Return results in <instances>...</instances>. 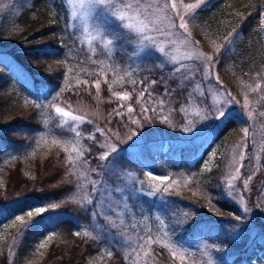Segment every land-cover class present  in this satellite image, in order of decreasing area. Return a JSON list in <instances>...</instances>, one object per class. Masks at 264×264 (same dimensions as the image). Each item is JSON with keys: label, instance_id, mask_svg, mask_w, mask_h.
<instances>
[{"label": "trees", "instance_id": "16d2710c", "mask_svg": "<svg viewBox=\"0 0 264 264\" xmlns=\"http://www.w3.org/2000/svg\"><path fill=\"white\" fill-rule=\"evenodd\" d=\"M262 12L264 0H208L196 9L195 20L187 17L192 35L205 50L214 52L219 46L217 71L222 83L233 91L249 82H264L261 78L264 77V26L259 23ZM77 32L78 29L72 26L66 0L0 2V201L16 200L12 206L0 209V224L15 212L34 205H61L54 211L27 219L10 236L0 239V264H89L90 260L92 264H132L133 257L125 261L121 248L114 249L113 257L109 258L104 251L103 238L95 242L83 236L90 219L85 207L74 203L70 197L76 181L73 175H68L70 166L66 164L63 147L41 139L46 129L45 115L43 106L38 109L35 104L63 92L68 69L76 63L75 56L82 54V48L77 44ZM230 33L233 38L238 34L239 38L235 39L229 52L226 37ZM114 56L116 62L125 61L124 53ZM147 65L145 67L152 70H141V80L165 74L154 70L152 64ZM177 83L170 80L169 87L177 88ZM156 88L162 90L161 84ZM73 89V92L64 90L62 93L68 102L93 103L89 94ZM186 92L187 88H177L169 100L176 105L174 108L178 109ZM110 102L106 103L109 105ZM179 114L177 110L174 116ZM234 126L237 127V123L230 118L226 127ZM155 144L121 152L115 166L138 172L140 176L145 175L147 169L157 174L167 173L159 161L168 153ZM199 146H194L191 152L179 148L180 157L191 156L190 160L181 163V167L199 166L208 149L204 147V153L198 155ZM9 151L17 155L9 158ZM219 165L201 171L194 187L196 194L191 193L190 199L181 203H193L194 207L180 239L204 234L220 252L228 250L221 256L223 264L264 263L263 235L249 241L244 229L242 235L232 238L237 235L239 222L232 216L234 205L217 197L219 191L215 185L222 174ZM170 167L175 169L176 165ZM207 195L214 196L215 203L227 212L228 219L212 217L215 212L209 210L212 207L202 198L208 199ZM143 200L151 211L152 203L145 196ZM77 230L81 231L79 237L74 235ZM15 235L17 240L10 251L8 242ZM47 235H53V239L40 248L42 238Z\"/></svg>", "mask_w": 264, "mask_h": 264}, {"label": "rangeland", "instance_id": "374dc122", "mask_svg": "<svg viewBox=\"0 0 264 264\" xmlns=\"http://www.w3.org/2000/svg\"><path fill=\"white\" fill-rule=\"evenodd\" d=\"M207 1L208 0H205V3ZM183 2L185 4L196 3L197 0H183ZM67 5L70 11L72 26L78 29L77 44L82 48V54L80 57L79 55H76V63L69 67L72 71L68 72L65 76L62 88L63 92L51 95L46 100H42L41 105L43 106L46 122V129L44 133L41 134L42 138L50 143L52 139H74L68 131L72 123L71 121H69V124H66L61 128L64 118L59 117L55 113L53 107L54 104H59V106L64 107L66 111H71L73 114L81 115L85 118V122L80 124V130L85 134L90 130H93L94 126L105 129V131L112 129L114 132H118L119 139H116L113 136L110 142L116 144L120 153L127 150H138L146 144L152 145L153 143H156V146L159 145L163 152L168 153V156L160 158L159 161L162 167L166 169L165 171L167 173L157 174L151 169H147V171H145L146 174L140 176L138 172H133L125 167H120L118 169V167L115 166L110 170L109 161H111L112 156H109V161H98L95 157L99 152L105 151V149H101L99 145L95 144L93 141L82 138V144L91 147V153L85 154L83 158L88 160L89 164L87 168H79L78 166V169L73 175L76 181L74 193L71 194L70 197L76 201H80L83 196L90 195L89 180L95 178L90 169L98 168V165L100 164L105 166L99 169V171L102 174V178L105 180L109 192L104 198L105 206L101 211L115 222L116 228H109L105 225L104 232L106 234L103 236L105 241L103 246L107 247L112 245L114 249L121 248V252L132 259L131 254L133 253V250L138 248L141 237L151 235L162 243L170 241L184 249L186 258L183 264H207L209 257L205 252L214 258L216 264H223L221 256L227 254L228 250L226 249L220 252V250L217 249V246L208 240L204 234H198L189 239H180L182 238L180 235L186 229L185 222L191 211L193 212L194 207L193 203L187 205H181V203L185 202L186 199L189 200L190 198L188 196L191 193L196 194L194 187L203 170H211L218 164H220L219 166L222 169V174L219 182L217 181L215 185L219 191L217 197L225 198L234 205L235 209L232 212L233 219L237 215H245L242 211V205L239 203L241 194H243L245 204L250 209L249 214H247L248 219L239 222V228L237 229L238 235H242L244 233L243 230L245 229L249 235V241L259 234L264 236V117L258 115L260 110H264V101L257 103L259 95L264 94V82L257 80L254 84H251L255 87V85L259 83L261 85V93H255L246 88L245 85H248L250 82L244 84L236 91H233L230 86L227 88L224 83H222V78L217 71V56L219 52H217V50L214 52L205 50L200 42L194 38L189 26V31L191 32L189 44L184 45L178 41L173 52L178 59L183 57L185 51L204 52L214 57V61H217V63L213 75H218L220 81L218 83L215 79H211L202 82L205 87V96L207 97L204 100L202 108L211 112L214 106L226 107V110L230 111V118L236 121L237 127L234 126V128L232 127L231 129L226 127L229 120L221 124L215 118L201 119L200 117H197L195 115L196 105L188 106L187 111L181 113L179 108L185 104V99L180 102L177 109V107L174 108L176 105L171 104L166 98L167 102L165 108L161 111L157 106V113L155 114L149 111L145 115L149 116L151 121H145L139 116L140 104L137 103L138 93L143 88L147 87L146 82L144 84L139 83L141 80L139 77L140 71H145V69H147L146 72L149 71L145 66H148L147 64H152L154 67L155 64L159 63L158 57L152 55L151 57H146L143 60L138 61L139 67L137 68V65L132 63L127 53H124L126 56L125 61L122 63L116 62L115 56H113L110 63L114 67L120 69L121 75L126 72H132L131 77L124 76V79H116L113 81L111 76L112 69L106 68L104 71L108 73V83H104L103 77H100L101 88L99 94L96 93L94 87H90L86 90L83 84L77 86V79H87L89 85H91L96 77L89 76L88 73L99 71V65L92 64L88 59L90 48L88 43V30L96 24L97 18L85 8L83 14L73 20L71 17V12L73 10L72 5L69 3H67ZM181 10L183 11V9ZM262 13L264 18V12ZM116 27L115 24H111L112 29H115ZM179 35L182 41L184 38L182 30H180ZM196 41L199 42L198 45H195ZM161 42L166 45L167 51L168 41L162 39ZM121 43L123 42L121 41ZM91 47H96L99 51L97 41H93ZM74 55L75 54L72 52V56ZM187 63L192 64L194 67H202L200 63L195 61ZM160 77L161 75L158 78H154L151 75L150 79L159 80ZM164 77L167 79L166 72ZM133 79L137 81L136 84H132ZM197 82H200L199 79ZM158 84L159 83L153 88L148 89L149 92L155 94L152 99H155L156 96H160L163 93V88L162 90L156 88ZM168 84L170 86V80L168 81ZM109 85H111V91H108ZM73 87L82 90L83 94H89V92H91L89 96L93 103L84 101L80 103H72L64 99L62 94L64 93V90H70L73 92ZM123 91H128L130 93V100L119 101L111 95L113 92ZM229 93H231V96L228 95ZM245 94H247L250 101L249 107L244 106ZM149 99L148 93L145 92L140 103H147ZM225 100L229 101L227 105H224ZM107 101H111L109 105L106 103ZM118 104L124 105V107L119 109V111L124 113L123 117L116 116L115 113H112V109ZM69 105H71L70 108L68 107ZM128 106L133 108L132 113H127L126 109ZM147 106L151 108L156 105L147 103ZM177 110L180 114L176 117L174 116V113H176ZM249 111H253L254 113L252 118H249L247 115ZM110 113L112 114L110 115ZM203 115L204 112L202 111L201 116ZM129 117H132L133 119H141V125L138 127L137 125L130 123L128 120ZM164 117H167V119H164ZM188 120L194 122L192 131H184V128L188 126ZM87 121H91L92 123H87ZM109 121L111 122L109 123ZM125 124H127V127H125ZM244 126L249 127L248 137H245L242 131ZM224 127H226V129L221 133ZM132 133L136 134L132 135ZM129 136H132V139H128ZM96 138L101 142L104 140V137L100 136L98 133ZM197 144L200 145L198 155H202L204 153V147H208L207 151L203 154V159L199 166L194 168V164H190L191 166L181 167V163H184V160H186V162L190 160L191 156L180 157L179 148L182 147V149L191 152L192 148ZM63 147H69V145L64 144ZM234 153L237 157V162L235 164L232 163ZM241 153L245 156L243 161L239 160V155ZM65 154L67 157V153ZM16 155L17 153H14L13 151H9L8 153L9 158H13ZM73 155L75 157V154ZM205 164L208 166L207 169L204 167ZM172 165H176V168L172 169L170 167ZM241 165H243V167H241ZM237 168L240 169V175L233 179ZM80 171H84L85 176L78 180L77 177L79 176ZM149 173H151L152 176L159 177V179H152L148 175ZM112 174H114L113 178L109 179ZM248 176H251V179H249L248 182V189H244L243 181ZM140 180L145 181V186L153 185L160 188L161 191L157 192L154 196H147L138 192L136 187L140 186L135 182ZM229 181L232 183V189L228 188ZM77 183L84 185L82 191L76 188ZM114 189H120V191L117 192ZM228 191L232 192L231 196L227 195ZM144 196L148 198L150 203H152L153 207L151 208V211H148L145 207L143 200ZM202 198L204 199V202L212 207L211 211L215 212L212 216L214 219H228L227 212L222 211L218 207L214 201V196L207 195L208 199H205V197ZM15 203L16 200L9 202L0 201V209L8 208ZM35 206H45L46 210L43 213H37L35 211ZM86 207L87 205H85V208ZM56 209H52L47 205L39 204L15 212L11 217L7 218L0 224V239L10 236L12 231L21 226V224L27 219L33 216L46 214L48 211H54ZM28 210L33 211L32 216L27 215ZM185 213H188V215H185ZM63 215L64 214L62 213V216ZM19 216H23V221L17 219ZM88 217L90 223L85 229L91 231L95 226L96 221L92 219L89 211ZM161 221H163V223H161ZM100 223H103V221H100ZM47 236L43 237L40 243L46 241ZM16 240V235L9 240L8 249L10 251ZM47 243L45 245H47ZM153 246L151 249L152 253H160V255H158L155 260L150 259L149 264H181V261L171 257L168 250L163 249L162 247L158 248L157 246H155V248ZM137 264H143V260L138 261Z\"/></svg>", "mask_w": 264, "mask_h": 264}, {"label": "snow or ice", "instance_id": "6c2138e0", "mask_svg": "<svg viewBox=\"0 0 264 264\" xmlns=\"http://www.w3.org/2000/svg\"><path fill=\"white\" fill-rule=\"evenodd\" d=\"M67 3L72 5L71 17L73 20L77 19L79 15L83 14L85 8L89 12L93 13V16L97 18L96 24L88 30L89 39L88 43L89 56L88 59L94 65H99V71H94L88 73L89 76H95L96 78L92 81V84L89 85L87 79L80 80L77 79L76 84L79 86L83 84L85 89L88 90L90 87H94L96 93L99 94L101 88V79L103 77V82L108 83V73L104 70L106 68H111V76L113 81L116 79H124V76L131 77L132 72H126L123 75L120 74V69L114 67L110 62L112 58L117 53H127L129 59L133 64L139 67L138 61L143 60L146 57H151L156 55L159 59V63L154 65L155 70L161 72L162 74L166 72L167 79L164 75H161L159 80L150 79L147 80L145 77L144 80H140V84H144L147 80V87L143 88L138 93L137 103L140 104L139 116L150 122L151 118L147 115L149 111L152 113H157V106L162 111L166 105V98L170 100L171 96L175 94L177 88H187L185 95V104L179 108L181 113L187 111L188 106L196 105L195 115L201 119L215 118L219 123L223 124L230 118V111L226 110V107H213L211 112H208L206 109L202 108L204 100L207 98L205 96V87L203 81L215 79L218 83L220 78L218 75H213L217 61H214L212 55H208L204 52H191L185 51L182 58L178 59L174 54L173 49L176 48L178 41L184 45L189 44L191 37V32L189 31V20L186 17H190L192 20H195L196 9L200 8L201 5L205 4V0H197L196 3L185 4L183 0H67ZM183 9V11L181 10ZM261 26H264V18L259 21ZM111 24H115L117 27L115 29L111 28ZM180 30L183 31L184 38L181 41L179 35ZM235 31V30H234ZM239 35L237 34L233 38L230 33L226 37V43L230 46L228 51L232 50L231 46L234 45L235 39H238ZM167 40L166 45L161 42V40ZM93 41H97L99 45V51L96 47H91ZM121 41L123 43H121ZM199 42L196 41L195 45H198ZM217 52H219V46H217ZM103 57V58H100ZM198 62L202 67H194L192 64L187 62ZM152 69H149L151 71ZM69 72L72 71L71 68L68 69ZM264 78V77H261ZM199 79L200 82H197ZM176 80L177 88H170L168 81ZM136 80H132V84H136ZM157 83H160L163 88V93L160 96H156L155 99L152 97L155 95L152 92H149L148 89L153 88ZM246 88L250 89L252 92L261 93V85L257 83L255 87L251 84L245 85ZM109 91H111V85H109ZM145 92L148 93L149 101L153 106L149 108L147 103H140L143 99ZM91 94V92H89ZM119 101L130 100L131 95L128 91L123 92H113L111 93ZM231 96V93L228 94ZM264 101V94L259 95V100ZM229 101L225 100L224 105H227ZM244 106L249 107L250 101L245 94L244 96ZM36 108H41V104L36 103ZM55 113L64 118L61 128L64 125L69 124L71 121V126L69 127V133L74 137L70 140H58L52 139L51 143L53 145H60L63 147L64 144L69 145V147H63L65 153H67L66 164L70 165L68 175H74L76 170L79 168H87L89 161L83 159L85 154L91 153V147L82 144V138L93 141L95 144H98L101 149L105 151L99 152L95 157L98 161H109V156H112L111 161H109L110 170L115 167V162L120 159V150L117 148L116 144L111 143V139L114 136L116 139H119V133L114 132L112 129H102L98 126H94L93 130H90L87 134L80 130V124L85 122V118L81 115H75L71 111H66L64 107L59 106V104L53 105ZM69 108L71 105L68 106ZM124 107L123 104H118L115 108L112 109V113H115L116 116L123 117L124 113L119 111L120 108ZM127 113H132L133 108L128 106L126 109ZM204 112V115L201 116V112ZM110 113V115L112 114ZM253 111L248 112V117H253ZM260 117H264V110L258 112ZM167 119V117H164ZM129 122L137 125H141V119H133L132 117L128 118ZM111 121H109L110 123ZM87 123H92L87 121ZM188 126L184 128V131H192L194 122L188 120ZM127 127V124H125ZM245 137L249 135V127L244 126L242 128ZM97 133L104 137V140L101 142L97 140ZM136 133H132L135 135ZM43 139V138H41ZM128 139H132V136H129ZM75 154V157L74 155ZM35 155V153H33ZM215 155V154H213ZM245 156L243 153L239 155V160L243 161ZM258 159V157H257ZM237 162V157L235 153L232 157V163ZM105 167L103 164L98 165V168H92L90 171L94 174L95 178L89 180L90 185V195H85L80 201L73 199L74 203L80 204L81 207L85 208L86 211H89L90 216L94 221H96L95 226L91 231L85 229L83 230V236L95 241L100 242L103 236L106 234L104 232L105 225L109 228H116V224L112 221L101 209L105 206L104 198L108 195L109 189L106 186L105 180L102 178V174L99 169ZM207 169V164L204 165ZM243 167V165H241ZM152 179H159V177L152 176L151 173L148 174ZM240 175V169H236L235 176ZM85 176L84 171H80L77 179ZM251 179V176H248L243 181L244 189H248V182ZM140 187H136L138 192L143 193L147 196H154L157 192H160L161 189L153 185H146L145 181L140 180L135 182ZM84 185L77 183L76 188L78 190H83ZM228 188L232 189L231 181L228 182ZM119 192L120 189H114ZM227 195L231 196L232 192L228 191ZM240 205H242V211L245 213L244 216L237 215L234 219L237 222L247 220L250 209L245 204L244 196L241 194L239 199ZM52 209L60 207L59 204L53 203L50 205ZM46 210L45 206H35V211L37 213H43ZM211 210V209H209ZM33 211L28 210L27 215L32 216ZM188 215V213H185ZM18 220L23 221V216L17 217ZM103 221V223H100ZM163 223V221H161ZM234 228L236 226H233ZM75 236H81V231L77 230L74 233ZM233 239L238 238V232L236 236L232 237ZM53 239V235H48L47 240L43 243H40L39 247L44 248L47 241ZM153 245H157L166 249L170 252L173 259H178L183 264L185 260V250L180 248L176 243L173 242H161L157 238H154L151 235L146 237H141L138 248L133 250L131 254L132 264H137L138 261L143 260V264H149V260H155L160 253L153 254L151 249ZM104 251L107 253L109 258L113 257L114 248L112 245L107 246ZM208 255L207 264H216V261L210 254L205 252ZM102 258V256H101ZM123 259L127 261L129 256H124ZM89 264H92V261H89Z\"/></svg>", "mask_w": 264, "mask_h": 264}]
</instances>
